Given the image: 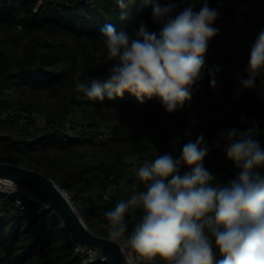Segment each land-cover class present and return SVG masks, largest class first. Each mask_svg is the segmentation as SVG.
<instances>
[{"label":"trees","instance_id":"obj_1","mask_svg":"<svg viewBox=\"0 0 264 264\" xmlns=\"http://www.w3.org/2000/svg\"><path fill=\"white\" fill-rule=\"evenodd\" d=\"M159 2L177 3L176 12L188 4L196 12L203 7V0ZM207 2L218 13L211 25L218 31L208 41L203 79L183 108L168 113L156 97L141 103L125 92L100 102L76 91L78 82L90 78L104 82L119 63L108 60L104 26L136 38L143 22L159 36L163 24L152 20V3L123 0L121 8L116 0H0V162L53 180L103 238L105 211L127 200L134 184L143 190L138 168L166 153L178 159L183 145L201 134L208 148L203 165L216 178L213 185L238 178L240 170L217 133L255 128L253 138L264 150L263 96L254 89L235 95L264 30V0ZM214 68L220 71L212 88L208 73ZM256 78L263 81L264 71ZM217 140L220 147L214 146ZM188 170L182 167L181 174ZM258 171L264 175V168ZM14 204V198L0 196V264H104L76 251L78 243L53 210L29 206L20 212ZM141 215L140 209L126 215L129 233ZM142 264L164 262L157 257Z\"/></svg>","mask_w":264,"mask_h":264},{"label":"clouds","instance_id":"obj_2","mask_svg":"<svg viewBox=\"0 0 264 264\" xmlns=\"http://www.w3.org/2000/svg\"><path fill=\"white\" fill-rule=\"evenodd\" d=\"M116 2L124 7L123 0ZM144 2L153 5L152 20L163 24L159 36L149 33L143 22L136 38L104 26L100 31L108 60L119 63L104 82L90 78L78 82L76 91L100 102L105 97L122 98L125 92L141 103L156 97L173 113L191 99L193 86L203 79L208 41L218 31L211 25L218 13L207 0L199 12L191 4L176 12L175 2ZM219 71L209 70L212 88ZM246 71L248 79L239 80L251 88L264 71V30L251 47ZM217 135L225 141L228 159L240 170L238 178L213 185L216 178L203 165L208 148L201 134L183 145L178 159L166 153L145 161L136 172L143 190L134 184L127 200L105 211L107 238L119 244L125 264L152 262L157 257L164 264H264V175L258 171L264 168V150L253 138L255 128L244 134L221 129ZM214 146L220 147L219 140ZM182 167L189 170L181 174ZM16 191L14 181L0 179V192ZM48 207L42 203L38 211ZM137 209L142 215L129 233L126 215H134Z\"/></svg>","mask_w":264,"mask_h":264},{"label":"water","instance_id":"obj_3","mask_svg":"<svg viewBox=\"0 0 264 264\" xmlns=\"http://www.w3.org/2000/svg\"><path fill=\"white\" fill-rule=\"evenodd\" d=\"M0 178L12 181L33 190L62 219L66 228L78 244L94 247L108 255L112 264H124V256L119 244L92 232L82 216H76L74 208L79 212L71 199L57 183L37 170L18 165L0 162Z\"/></svg>","mask_w":264,"mask_h":264},{"label":"built area","instance_id":"obj_4","mask_svg":"<svg viewBox=\"0 0 264 264\" xmlns=\"http://www.w3.org/2000/svg\"><path fill=\"white\" fill-rule=\"evenodd\" d=\"M248 79V78H246ZM254 89L255 92L261 94L263 96L264 99V80L261 82H258L257 78L255 77L254 80V85L251 88H246L244 87L240 82L237 84L236 88H235V95L237 97L242 96L247 90H251ZM0 136H3V134L0 132ZM2 179V178H0ZM16 186L18 188V191L12 193V194H7V193H3L0 192V196H7V197H12L14 198V200H20L22 202L21 206H17L15 205V208L20 211V212H24L26 210H28L29 206H35L37 209H39L41 207L42 203H47L45 202L39 195H37L33 190L20 185L18 183H16ZM64 191V190H63ZM64 195L71 199L70 196L68 195L67 192L64 191ZM48 204V203H47ZM49 205V204H48ZM49 210H52L50 205L46 210L40 211V212H47ZM76 251L82 255H84L88 262L90 263H94V262H101L104 264H112L110 258L108 257L107 254H105L104 252H102L99 249H96L94 247H89L86 245H82V244H78L76 247ZM106 258V259H105ZM125 263V262H124ZM143 263V261L141 262V264Z\"/></svg>","mask_w":264,"mask_h":264},{"label":"bare ground","instance_id":"obj_5","mask_svg":"<svg viewBox=\"0 0 264 264\" xmlns=\"http://www.w3.org/2000/svg\"><path fill=\"white\" fill-rule=\"evenodd\" d=\"M75 212H76V216H78L80 218V214L79 212L76 210V208H74Z\"/></svg>","mask_w":264,"mask_h":264},{"label":"rangeland","instance_id":"obj_6","mask_svg":"<svg viewBox=\"0 0 264 264\" xmlns=\"http://www.w3.org/2000/svg\"><path fill=\"white\" fill-rule=\"evenodd\" d=\"M80 214V213H79Z\"/></svg>","mask_w":264,"mask_h":264}]
</instances>
